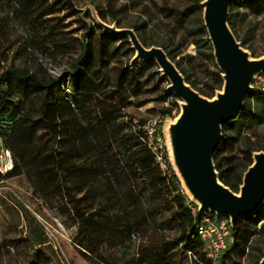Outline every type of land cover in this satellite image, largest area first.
Here are the masks:
<instances>
[{
  "label": "trees",
  "instance_id": "obj_1",
  "mask_svg": "<svg viewBox=\"0 0 264 264\" xmlns=\"http://www.w3.org/2000/svg\"><path fill=\"white\" fill-rule=\"evenodd\" d=\"M203 1L200 0L201 4ZM0 2L28 28L31 38L26 50L37 47L54 59L78 53L66 71L72 80L67 88L63 87L61 77L32 68L10 65L1 73L0 116L10 113L13 119L8 139L13 141L11 148L19 156L10 173L19 163L30 166L45 196L71 206V217L78 226L74 242L91 257L109 264L103 249L110 246L119 249L125 259L132 253L129 264H214L204 250L195 226L196 218L187 204L188 195L181 190V180L168 150L165 147L163 152L164 146L160 150L166 165L163 167L158 153L150 146L147 121L126 111L142 91L144 69L140 66L148 64L134 59L132 63H124L127 50L117 41L129 36L114 34L97 23L102 35L108 38L105 42L100 36L98 60L92 46L93 27L84 38L65 30L64 17L60 14L65 9L74 10L72 0ZM236 7L235 1L230 9L231 28ZM263 12L264 7L259 5L257 13ZM99 17L106 20L102 11ZM134 30L143 42L141 30ZM200 31L210 39L205 24ZM3 33L0 23V66L7 60L9 48L2 40ZM161 47L174 61L166 46ZM215 75L221 83L222 72L216 71ZM185 78L202 95L214 97L215 86L204 89L186 75ZM13 82L26 89V107L20 101L15 103ZM167 93L172 106L179 107L172 91L168 89ZM35 112L38 117L33 118ZM164 114L171 115V110H164ZM263 120L264 92L251 89L244 107L223 125L224 134L217 151L224 150L226 132L231 126L241 131L248 123L260 124ZM258 151L263 150L247 146L237 162L229 160L226 174L223 158L214 157L220 180L235 193L240 192L243 174ZM263 230L261 206L255 213L240 217L233 225L236 243L224 252L219 264H228L226 256L232 260L244 258L254 238ZM261 250L264 252V247ZM27 264L51 262L48 257L35 254Z\"/></svg>",
  "mask_w": 264,
  "mask_h": 264
},
{
  "label": "rangeland",
  "instance_id": "obj_2",
  "mask_svg": "<svg viewBox=\"0 0 264 264\" xmlns=\"http://www.w3.org/2000/svg\"><path fill=\"white\" fill-rule=\"evenodd\" d=\"M72 2L74 10L65 9L60 14L64 17L65 30L73 31L72 36L84 38V34L93 27L92 46L98 60L100 36L101 40L108 41L94 19V13L99 15L102 11L106 17L105 21L109 24L139 28L144 35L143 43L147 47L165 45L174 62L184 71V76L195 81L200 87L206 89L215 86L214 96L222 90L224 80L222 78V82L219 83L215 75L220 69L215 60L212 42L200 31L204 24V7L200 0H72ZM236 4L232 30L243 47L249 50L254 58H259L264 55V12L258 14L257 8L259 5L264 7V0H236ZM0 23L4 29L2 40L6 44L5 47H9L7 60L0 66V75L5 68L14 65L19 68H32L52 77H61L64 88L71 86L72 80L66 71L78 57V53L54 59L37 47L32 51L26 50L27 42L31 38L28 28L15 13L9 11L7 5L1 2ZM117 43L124 45L127 50L128 55L124 57V63L128 61L132 63L135 49L129 37ZM147 62L148 64L140 66L144 69L141 94L133 98L134 103L126 111L147 122L158 119L163 152L166 147L169 155L167 127L180 114L182 99L172 92L177 97L175 102L179 107L172 106L170 94L167 93L169 79L162 76L156 61ZM13 84L15 103L18 104L20 101L22 104L25 103L26 107V89L22 84L16 82ZM251 102L255 103L254 97L251 98ZM137 103L142 105L138 106ZM164 110H171V115H165ZM36 117L37 112L33 114V118ZM12 124L10 113L0 116V264H27L34 259L35 254L48 257L51 264H107L91 257L84 248L74 242L78 226L71 217V206L66 207L63 205L64 201L45 196L39 189L34 170L30 166L19 163V167L10 173L19 162V156L11 148L13 141L8 139ZM226 134L228 140L224 144V150L215 152V156L223 158L225 174L229 171V160L237 162L247 146L264 151V120L260 124L250 122L242 127L241 131L239 127L231 126ZM242 172H245V169ZM183 189L185 195L190 196L181 182V190ZM62 206L65 211L62 210ZM261 207L264 210V202ZM263 247L264 230L254 238L244 258L232 260L226 256V261L228 264H260L264 255L261 250ZM103 251L108 263L111 264H129L128 259L131 260L133 256L131 253L125 259L119 249L110 246ZM223 257L224 255L221 256L219 263Z\"/></svg>",
  "mask_w": 264,
  "mask_h": 264
},
{
  "label": "water",
  "instance_id": "obj_3",
  "mask_svg": "<svg viewBox=\"0 0 264 264\" xmlns=\"http://www.w3.org/2000/svg\"><path fill=\"white\" fill-rule=\"evenodd\" d=\"M236 0H204V24L213 45L224 85L213 98L191 86L166 50L147 47L133 28L117 27L94 19L114 34L127 35L135 49L134 60L156 61L168 89L182 99L181 112L167 127L172 164L201 212L228 217L235 225L240 217L255 213L264 202V151L255 152L246 170L240 192L235 193L219 177L214 157L223 138V125L244 107L252 83L264 73V55L254 58L237 39L230 26V9ZM260 264H264V257Z\"/></svg>",
  "mask_w": 264,
  "mask_h": 264
},
{
  "label": "built area",
  "instance_id": "obj_4",
  "mask_svg": "<svg viewBox=\"0 0 264 264\" xmlns=\"http://www.w3.org/2000/svg\"><path fill=\"white\" fill-rule=\"evenodd\" d=\"M252 89L264 92V73L256 76L252 83ZM158 119L147 122L146 129L148 130L151 142L150 146L158 153V159L162 166L166 167L162 161V153L160 150L163 145L162 136L158 130ZM187 204L193 213L197 232L204 242V250L214 264H219V260L225 251L234 247L236 237L233 231V225L228 217L217 216L205 212H201L200 204L188 196ZM199 216V217H198ZM198 217V218H197Z\"/></svg>",
  "mask_w": 264,
  "mask_h": 264
},
{
  "label": "bare ground",
  "instance_id": "obj_5",
  "mask_svg": "<svg viewBox=\"0 0 264 264\" xmlns=\"http://www.w3.org/2000/svg\"><path fill=\"white\" fill-rule=\"evenodd\" d=\"M11 165V164H10Z\"/></svg>",
  "mask_w": 264,
  "mask_h": 264
}]
</instances>
